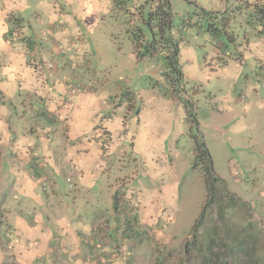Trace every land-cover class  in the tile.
<instances>
[{"label":"rangeland","instance_id":"rangeland-1","mask_svg":"<svg viewBox=\"0 0 264 264\" xmlns=\"http://www.w3.org/2000/svg\"><path fill=\"white\" fill-rule=\"evenodd\" d=\"M160 1L21 0L11 7L25 14L32 26L41 27L55 15L59 30L71 22L79 29L75 36L66 29V38L56 45L59 58L53 62L74 66V74L85 79L87 88L73 99L69 116H75L79 135L55 153H63L69 162L85 156L92 162L89 173L108 168L116 175L120 186L114 195L116 219L106 213L100 224V217H95L100 225L92 235L104 240L111 228L117 235L134 234L118 227L122 210L133 215L144 236H135L139 241L126 253L131 264H264V129L239 127L252 124L244 121L243 106L264 100V20L259 14L262 11L264 17V0H169V35L179 43L185 92L183 82L177 86L167 80L160 50L157 59H138L135 54L132 41L139 34L143 47L152 42L146 23L150 8L157 10ZM258 33L262 44L257 42ZM235 122L239 150L231 147L237 139L233 131L223 136L215 129ZM107 129L112 139L107 138ZM29 136V143L20 145L21 155L42 156L37 136ZM201 142L211 154L214 176L223 184L214 185L204 221L194 232L208 199L205 161L197 156ZM99 144L108 150L104 156ZM21 163L0 159V188L5 189L0 199V257L4 264H45L43 251L38 257L44 236L16 216L13 191L25 190L18 184ZM29 173L36 186L34 198L43 201L45 184L30 168ZM70 173L61 179L68 193H74L76 174ZM144 208L153 213L148 221L155 226L141 222L139 212ZM107 237L116 240L111 234ZM114 252L115 261L123 260Z\"/></svg>","mask_w":264,"mask_h":264},{"label":"crops","instance_id":"crops-1","mask_svg":"<svg viewBox=\"0 0 264 264\" xmlns=\"http://www.w3.org/2000/svg\"><path fill=\"white\" fill-rule=\"evenodd\" d=\"M18 3L20 4L21 0H0V159L13 165H19L23 161L21 172L18 174V184L25 187V190L13 191V194L17 193L16 196L13 195L17 205L16 216L28 228L39 230L44 236L38 257L43 255V251L45 264H131L129 257L126 258V253L132 248V243L139 241L133 239L138 234L126 231L117 235L115 229L111 228L103 237L104 240L95 239L92 235L95 227L104 222L106 213L111 220L116 219L113 214L114 195L120 187L117 185L116 175L108 168L105 171L93 170L89 173L87 170L92 162L85 156L79 155L77 159L69 162L63 153H55L60 147L63 148L59 150L62 152L68 144L75 142L79 135L75 116H69L73 111V99L81 96L82 91L87 88L84 85L85 79L74 74V66L69 69L62 64L53 65L59 58L56 56V45L59 44L58 41L66 38V29L75 33L73 36L79 34V29L71 22L64 31L59 30L54 25L57 19L55 15L41 27L27 24L24 20L25 14L10 10L11 7L15 9ZM153 8L151 7L150 11H153ZM90 21L88 17L84 18L86 27L91 30L93 27ZM90 30L87 34H90ZM256 35L257 42L262 44V37L259 33ZM91 41L93 46L98 45L95 35ZM178 63L180 66V56ZM181 72V87L185 92L186 79L182 69ZM75 80L78 81L77 84H74ZM178 96L183 97L182 94ZM239 102L236 100V103ZM243 107L242 110L246 113L244 121L252 124H241L240 131L251 127L264 129V100H257L256 103ZM229 109L231 113L236 112L235 109ZM236 126L235 122L228 127L226 124L215 129L216 133L223 136L231 135L233 131V136L237 139L231 141V147L239 150L240 137L238 130H235ZM32 133L38 138L35 140L36 148L41 147L39 152L42 156L25 154L24 157V154L21 155L20 145L29 143V135ZM105 133L107 138L112 139L109 129ZM11 135H14L12 146ZM98 151L103 156L108 153L101 144ZM29 168L36 179L49 185V188L43 185L46 192L43 201L34 198L36 186L30 182ZM70 172L76 174L74 193H68L69 190L62 184L61 179L63 176H71ZM4 192L5 189L0 188V199ZM122 212V215L133 217L128 212ZM139 215L141 222L145 224L150 222L148 219L153 213L144 208L140 210ZM95 217H100V224H97ZM150 223L152 227L155 226V222ZM108 234L116 237V240L108 238ZM56 241L61 242L60 248L55 247ZM114 250L118 251L123 260L115 261ZM0 264H4L1 257Z\"/></svg>","mask_w":264,"mask_h":264},{"label":"trees","instance_id":"trees-1","mask_svg":"<svg viewBox=\"0 0 264 264\" xmlns=\"http://www.w3.org/2000/svg\"><path fill=\"white\" fill-rule=\"evenodd\" d=\"M160 4L161 5L158 6L157 10L155 9L153 11H150V16L147 19L146 23L150 26L151 29V33L153 36L152 42L145 44L146 48L145 45L143 47V44L141 43L143 35L141 34H139L132 42L135 46V54L138 59H142L146 56L154 58L156 56V52L160 50L164 57L163 59H159L164 62L163 69L168 70V73L166 74L167 80H169L171 84L176 83L178 86V84L182 82L181 67L178 63L179 43L171 35H169L172 17L169 0H161ZM162 7V12L158 11ZM259 14H261L262 20H264L263 12L261 11ZM153 22H157V26H155ZM156 28L161 29L162 32H159L158 34L155 30ZM262 29H264V24ZM165 31L168 32L166 33ZM73 82H76L74 84H77L78 81L75 80ZM77 86H75V88ZM188 118H193L192 114L189 111ZM197 156L199 157V159H201V161H205V165L203 166V168L205 171L208 199L206 205L203 208L201 217L197 221L194 232L196 231L198 226L204 221L207 208L211 204L210 200L214 196V185L216 183L223 184V181L221 179L214 176L213 160L204 142L198 143Z\"/></svg>","mask_w":264,"mask_h":264},{"label":"built area","instance_id":"built-area-1","mask_svg":"<svg viewBox=\"0 0 264 264\" xmlns=\"http://www.w3.org/2000/svg\"><path fill=\"white\" fill-rule=\"evenodd\" d=\"M40 167V166H39ZM123 214V213H122ZM121 220L118 224V227L120 228L121 231L127 230L128 228L134 230V234H138V236H144V233L141 231V226L136 224L133 220V217L129 215H122V218L119 217Z\"/></svg>","mask_w":264,"mask_h":264}]
</instances>
